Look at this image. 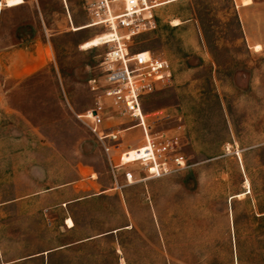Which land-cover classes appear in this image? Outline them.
<instances>
[{
	"label": "rangeland",
	"instance_id": "1",
	"mask_svg": "<svg viewBox=\"0 0 264 264\" xmlns=\"http://www.w3.org/2000/svg\"><path fill=\"white\" fill-rule=\"evenodd\" d=\"M1 1L0 264H264V0H168L131 38L170 63L145 124L188 165L152 178L121 166L146 144L133 118L87 117L113 48L73 31L87 0ZM93 129L121 131L112 163Z\"/></svg>",
	"mask_w": 264,
	"mask_h": 264
},
{
	"label": "built area",
	"instance_id": "2",
	"mask_svg": "<svg viewBox=\"0 0 264 264\" xmlns=\"http://www.w3.org/2000/svg\"><path fill=\"white\" fill-rule=\"evenodd\" d=\"M168 0H87L86 12L91 18V25L102 26L108 32L116 34L105 44H112V50L105 56L102 63L105 85L98 86L94 82L91 89L97 94L95 109L88 112L87 117L95 121L104 112L102 100L108 99L123 113L134 121L137 127H142L146 144L142 147L126 151L121 158V166L139 162L148 167L149 178L162 177L170 172L187 169V160L173 146L172 141L161 136L155 140L149 134L145 124L142 101L146 96L155 92L160 86H168L172 81L170 63L153 52H129L130 41L133 36L146 32L155 27L153 10L164 6ZM124 33L125 35H123ZM120 132L111 134H97L108 160L118 150L123 142ZM118 166H112L117 170ZM129 184L136 182L131 172L125 173Z\"/></svg>",
	"mask_w": 264,
	"mask_h": 264
},
{
	"label": "bare ground",
	"instance_id": "3",
	"mask_svg": "<svg viewBox=\"0 0 264 264\" xmlns=\"http://www.w3.org/2000/svg\"><path fill=\"white\" fill-rule=\"evenodd\" d=\"M6 1V4H7V6L8 7H14V6H18V5H21L22 3H23V1L24 0H5ZM66 5H67V3H66ZM90 26H93V25H90ZM90 26H85V27H74L73 28V31L74 32H76V31H78V30H81V29H84V28H86V27H90ZM110 33V32H109ZM112 34V37H114V36H116V34H114L113 32L111 33ZM112 39V38H111ZM110 39V40H111ZM109 40V41H110ZM105 42H107V41H105ZM146 53V52H145ZM144 120H145V118H144ZM133 157H134V155H133ZM69 223L70 224H72V222L71 221H69Z\"/></svg>",
	"mask_w": 264,
	"mask_h": 264
},
{
	"label": "crops",
	"instance_id": "4",
	"mask_svg": "<svg viewBox=\"0 0 264 264\" xmlns=\"http://www.w3.org/2000/svg\"><path fill=\"white\" fill-rule=\"evenodd\" d=\"M24 3H26V2L24 1ZM24 3H23V4H24ZM2 5H3V4H2V1L0 0V8L2 7ZM21 5H22V4H21ZM21 5H20V6H21ZM17 7H19V6H17ZM65 7H66V5H65ZM13 8H16V7H13ZM66 11H67V13H68V9H67V7H66ZM90 25H91V24H87V25H82V26H80V27H85V26H90ZM90 27H91V26H90ZM93 27H94V26H93ZM93 27H92V28H93ZM86 28H87V27H86Z\"/></svg>",
	"mask_w": 264,
	"mask_h": 264
}]
</instances>
